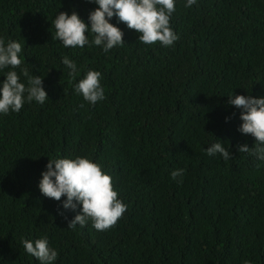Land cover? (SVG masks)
<instances>
[{
    "label": "trees",
    "instance_id": "1",
    "mask_svg": "<svg viewBox=\"0 0 264 264\" xmlns=\"http://www.w3.org/2000/svg\"><path fill=\"white\" fill-rule=\"evenodd\" d=\"M186 3L175 0L172 46L145 45L113 17L124 44L105 53L90 30L83 48L55 39L60 12L90 27L97 4L0 0V38L23 45L14 70L26 86L21 69L43 79L48 97L25 94L19 112L0 114V264H41L22 240L45 237L53 264H264V161L238 151L255 138L238 131L241 110L228 103L264 98V0ZM10 70H0V85ZM90 70L105 95L95 104L75 91ZM217 140L230 159L207 154ZM77 157L102 165L127 205L108 230L91 220L68 228L82 206L64 209L66 197L39 189L49 160Z\"/></svg>",
    "mask_w": 264,
    "mask_h": 264
},
{
    "label": "clouds",
    "instance_id": "2",
    "mask_svg": "<svg viewBox=\"0 0 264 264\" xmlns=\"http://www.w3.org/2000/svg\"><path fill=\"white\" fill-rule=\"evenodd\" d=\"M98 7L90 12L89 24L82 20L73 11L71 15L60 12L53 25L55 39L62 42L64 47H81L89 44L87 33L94 34L91 43L102 46L107 53L116 46L124 44L123 31L110 23L113 17L124 23L128 29L139 34L138 40L145 45H154L159 42L163 46H172L179 37L170 26V18L176 10L175 0H87ZM196 0H187L186 7H191ZM23 45L11 40L5 44L0 38V70L11 68L6 73L0 85V114L19 112L27 101H36L43 104L47 93L43 88V79L30 75L27 68L21 69L22 75L27 79V86L21 82V76L14 69L18 68L24 60L21 59ZM62 63L71 71L70 76L77 72V65L67 56ZM101 73L88 71L75 87L78 94L95 104L104 100V89L101 87ZM228 103L241 110L242 124L238 131L244 135L255 138V144L249 148L247 144L238 146L241 153L254 154L264 161V98H253L251 95H232ZM209 156L219 153L225 160L231 158V153L224 147V143L217 140L207 147ZM46 171L42 175L39 189L46 198L63 202L64 209L76 210L77 205L82 206L80 214L68 222V228L75 229L77 225L85 226L91 220L96 230L104 231L114 227L127 211V205L120 200L118 192L114 189L112 177L105 173L103 166L94 163L89 158L77 157L75 159L62 158L49 160ZM184 169L174 170L171 177L175 180L182 177ZM182 182V181H181ZM75 201V202H74ZM63 215V213H60ZM23 248L41 264H53L58 257L55 249L49 246L48 239L40 238L35 241L22 240ZM245 264H250L245 261Z\"/></svg>",
    "mask_w": 264,
    "mask_h": 264
}]
</instances>
